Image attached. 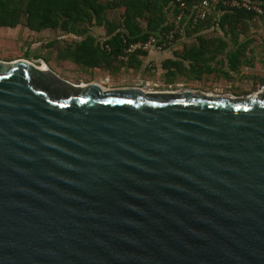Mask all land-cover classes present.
<instances>
[{"label":"water","instance_id":"obj_1","mask_svg":"<svg viewBox=\"0 0 264 264\" xmlns=\"http://www.w3.org/2000/svg\"><path fill=\"white\" fill-rule=\"evenodd\" d=\"M0 60V264H264L256 93L72 83Z\"/></svg>","mask_w":264,"mask_h":264},{"label":"trees","instance_id":"obj_2","mask_svg":"<svg viewBox=\"0 0 264 264\" xmlns=\"http://www.w3.org/2000/svg\"><path fill=\"white\" fill-rule=\"evenodd\" d=\"M182 1L186 9L182 10L184 16L181 22L185 26L197 29L217 25L231 35L230 40L235 46L226 54L228 68L235 70L245 62L247 42H238L237 34L243 31L242 25L249 20L264 19V0H250L256 1L260 14L245 8L240 1L238 7H227L218 0L212 3L202 20L195 19V12L190 11L201 0ZM175 4L174 0H0V27H14L22 21L25 27L35 32L52 29L75 34L84 33L91 25L103 26L107 33L122 28L126 31L122 33L123 40L119 38L121 32H115L105 42L110 45L107 51L97 44L93 45L89 36L71 46L56 48L59 58L68 55L75 63L105 68L132 41H144L152 32L165 33L170 28L171 16L180 10ZM54 43L53 40L50 45ZM219 43L217 50L207 52L209 55L205 58V52L201 51L200 61L206 63L226 45L223 41Z\"/></svg>","mask_w":264,"mask_h":264},{"label":"rangeland","instance_id":"obj_3","mask_svg":"<svg viewBox=\"0 0 264 264\" xmlns=\"http://www.w3.org/2000/svg\"><path fill=\"white\" fill-rule=\"evenodd\" d=\"M243 31L237 34L238 42H247L244 49L245 62L235 70L228 68L225 60L223 71L218 67L219 73L209 74L207 77H185L182 82L172 86L161 85L158 82H148V88L179 89L186 88L213 94L242 95L256 93L264 83V19L254 18L242 25ZM0 28V60L14 61L20 58L28 60L33 56H40L46 66L59 77L72 83L95 81L104 87L133 86L136 83L129 76L128 69L122 66L112 68H98L75 63L71 59L63 60L57 56L56 48L61 47L63 37L57 30H45L41 35H36L23 28L20 21L14 27ZM23 33L29 32L28 35ZM224 32V31H223ZM228 42V50L235 44L230 40V34L224 32ZM55 36L56 45H50V37ZM50 40V41H49ZM221 65V66H222ZM206 78V79H205ZM143 84V82L139 83ZM144 85V84H143Z\"/></svg>","mask_w":264,"mask_h":264},{"label":"crops","instance_id":"obj_4","mask_svg":"<svg viewBox=\"0 0 264 264\" xmlns=\"http://www.w3.org/2000/svg\"><path fill=\"white\" fill-rule=\"evenodd\" d=\"M7 28L11 31L10 27ZM23 28L36 35H41L45 30L55 31L52 29H43L35 32L29 30L24 25ZM20 30L23 33V30ZM117 31L121 32L119 38L123 40L122 33H126L124 29L119 28L115 29L112 33H107L104 27L100 25H91L87 27L86 31L82 34L62 32V35H57L63 37L61 41L62 48L71 46L74 42H78L86 36H89L92 39L93 45L97 44L99 47L104 48V51H107L110 45L105 42ZM142 31H144V28H142ZM29 32L23 34L28 35ZM223 33L224 32L217 25L197 29L194 26H183L180 32L175 34L171 42L163 43L162 37L164 33L159 34L152 32L155 42L151 43L146 50L134 49L129 52L126 61L121 60L120 56H116L105 68L124 65L128 69L127 71H129V76L132 81L136 83L135 85L141 82L148 83L156 81L161 85L172 86L173 84L175 85L182 82L185 77L196 78V76H198L201 78L203 76L208 78L209 76H206L208 75L207 73L211 75L221 71L218 70V67H221L220 69L225 71L223 69L224 64L222 65L220 62L223 60H225V63L227 62L226 54H228L230 50H228V42L224 38ZM54 37L55 36H51L50 40L53 41L52 39H55ZM139 40L141 39H136L129 44ZM220 41L226 43L225 47L214 56H212L213 53H211L210 55L212 58L206 63L201 62L200 59L202 56L200 57L199 53L201 51L205 52L203 55V58H205L209 55L207 52H214L217 50ZM56 44L57 41H55L53 45ZM123 49L121 52H123ZM34 59L43 61L39 55L33 56V60ZM62 59L69 60L71 58L65 55Z\"/></svg>","mask_w":264,"mask_h":264},{"label":"built area","instance_id":"obj_5","mask_svg":"<svg viewBox=\"0 0 264 264\" xmlns=\"http://www.w3.org/2000/svg\"><path fill=\"white\" fill-rule=\"evenodd\" d=\"M218 0H201L196 6H193L192 9L190 10L191 12H195V19L202 20L206 16L209 7L213 5V2H216ZM221 3L224 6L227 7H238L239 1L244 5L245 8L251 9L254 11L256 14L261 13V9L259 6L256 5V1H250V0H220ZM176 3L175 5L180 9L177 13L171 16L170 18V28L163 34V43H169L174 39V36L176 33H179L180 30L182 29L185 24L183 21L181 22L184 12L182 10H185V4L182 0H174ZM190 14H188V17ZM155 42L154 36L149 35L148 38L144 41H136L135 43L128 44L124 49L123 53L120 55L121 60H126L129 52L133 51L134 49H139V50H146L151 43ZM144 85H147V82L144 83Z\"/></svg>","mask_w":264,"mask_h":264},{"label":"flooded vegetation","instance_id":"obj_6","mask_svg":"<svg viewBox=\"0 0 264 264\" xmlns=\"http://www.w3.org/2000/svg\"><path fill=\"white\" fill-rule=\"evenodd\" d=\"M60 33V35H62V31H59ZM101 84V83H100ZM144 84V83H143ZM143 84H138V85H135V86H139V87H143V86H145V85H143ZM134 86V85H133ZM151 88V87H150ZM150 88H148V85H146L145 86V90H149V91H165V90H173V89H160V88H152V89H150ZM175 90V89H174Z\"/></svg>","mask_w":264,"mask_h":264},{"label":"bare ground","instance_id":"obj_7","mask_svg":"<svg viewBox=\"0 0 264 264\" xmlns=\"http://www.w3.org/2000/svg\"><path fill=\"white\" fill-rule=\"evenodd\" d=\"M38 66H40V68H45L46 64L43 61H40Z\"/></svg>","mask_w":264,"mask_h":264}]
</instances>
